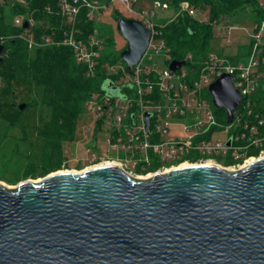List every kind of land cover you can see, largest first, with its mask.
Listing matches in <instances>:
<instances>
[{"label":"water","instance_id":"obj_1","mask_svg":"<svg viewBox=\"0 0 264 264\" xmlns=\"http://www.w3.org/2000/svg\"><path fill=\"white\" fill-rule=\"evenodd\" d=\"M115 20L132 75L149 29L133 17ZM100 89L125 98L111 79ZM208 91L231 122L240 103L232 76L222 73ZM0 264H264V155L235 170L195 163L139 178L100 164L56 169L13 188L0 182Z\"/></svg>","mask_w":264,"mask_h":264},{"label":"built area","instance_id":"obj_2","mask_svg":"<svg viewBox=\"0 0 264 264\" xmlns=\"http://www.w3.org/2000/svg\"><path fill=\"white\" fill-rule=\"evenodd\" d=\"M254 1L255 9L249 8L256 17L249 33L250 47L246 56L232 59L233 55L209 51L198 73L194 70L187 72L183 65L176 70L168 67L171 60L169 47L162 36L163 23L154 20L156 9L167 8L168 1H154L152 6L141 7L137 6V0H56V13L62 18L59 30L53 28L48 19H41L40 23L46 30L35 37L33 27L36 20L31 11H26L13 15L12 25L21 27L22 31L12 36L23 39L29 48L68 47L75 61L84 69V74L92 77L100 64L105 35L97 28L81 35L77 27L79 13L84 9L87 18L96 20L99 12L119 3L149 29V38L145 52L134 65L133 74L124 73L125 78L114 82H130L134 89L133 97L122 99L93 93L85 102L86 110L96 119L92 130L89 128L90 132L96 133L103 128L106 133L107 148L101 156L103 162L116 158L121 162H116L121 168L134 164L144 168L154 163L158 166L156 172H162L182 163L212 160L219 164L216 157L223 156L231 160L232 167H236L246 159L242 157L244 150L264 145V100L260 99V91L264 89V0ZM0 2L10 7L18 3L27 4V0ZM44 9L52 12L49 5ZM181 10L196 16L197 9L187 2L180 3L179 12ZM24 22H27L26 27H23ZM231 28L232 25H226V30ZM8 37L0 35L3 48ZM158 56H161L160 63L165 65L163 68L155 62ZM103 67L107 71L109 64ZM122 69L124 71V67ZM195 73L197 76L188 81ZM222 73L232 76L233 85L240 94V103L232 111L231 122H227L224 108V123L212 110V99L205 97L211 98L208 85ZM155 90L159 94L157 100L151 99ZM145 111L151 113L148 128L145 127ZM172 127L175 131L171 133ZM221 130L226 132V138L214 137ZM229 139L230 144L227 145ZM109 151H122L129 157L122 160Z\"/></svg>","mask_w":264,"mask_h":264},{"label":"trees","instance_id":"obj_3","mask_svg":"<svg viewBox=\"0 0 264 264\" xmlns=\"http://www.w3.org/2000/svg\"><path fill=\"white\" fill-rule=\"evenodd\" d=\"M167 1L178 10L180 3L184 1L196 9H206L209 14L210 20L205 23L181 10L173 19L163 22L162 36L169 47L170 60H184L189 73L192 70L198 73L204 65L210 51L208 46L212 39L211 28L214 21L223 16L231 17L243 7L255 9L254 0ZM46 5L51 7L52 12L44 9ZM26 11H31L36 20L33 27L35 37L46 30L40 23L41 19H48L52 27L58 30L61 25L62 18L56 13V0H27L26 5L18 3L11 7L0 2V35L9 36L0 52V80L4 84L0 92L10 96L17 93L26 103L24 108L31 103L47 111L48 118L39 127L36 136L43 143L41 162L45 172H49L56 170L59 165L62 143L73 139L77 119L84 110L86 100L95 92L105 94L100 89L104 79H111L114 83L125 72L121 69L115 74H108L103 67L105 64H112L115 56H118L110 46L112 42L108 35L105 36L104 46L107 45L109 49L102 53L100 64L92 77L84 74V69L75 61L68 47L49 45L29 48L23 39L12 36L22 31L21 27L12 25L13 15ZM118 15L121 14L117 13ZM77 27L81 30V35L97 28L95 20L87 18L84 9L79 13ZM196 76V73L190 75L188 81ZM114 85L121 86L120 91L125 97H133L134 89L130 82ZM260 94V99L264 100V89ZM151 99H159L156 90ZM224 112L223 107L216 110L217 119L222 123L225 122ZM27 169L28 166H25V170Z\"/></svg>","mask_w":264,"mask_h":264},{"label":"rangeland","instance_id":"obj_4","mask_svg":"<svg viewBox=\"0 0 264 264\" xmlns=\"http://www.w3.org/2000/svg\"><path fill=\"white\" fill-rule=\"evenodd\" d=\"M100 1L104 2L105 0ZM154 1L163 3L167 0H137V6L149 7L152 6ZM116 12L124 17L136 18L133 12L126 10L119 3H114L96 15L95 23L103 35L110 36L112 42L110 46L119 56V51L125 46L126 40L116 28ZM155 12L154 20L158 23L169 21L179 14V10L171 3L168 4L167 8H157ZM255 17L256 15L251 13L249 7H243L231 17L218 18L212 24V39L209 42L208 49L223 53V55H233L231 56L232 59H237V57L243 59L250 47L249 33L253 28ZM9 18L8 15L7 19ZM195 19L205 23L209 22L208 11L197 9ZM227 24L232 25V28L226 30ZM107 49H109L107 45L104 46V49L101 50L102 53L107 52ZM118 56L116 55L115 61L107 67L108 74H115L125 66V62ZM155 59L158 67L163 68L165 66L160 63L161 56ZM183 67L186 69L185 65ZM122 78H125V75L120 76L118 80ZM3 87L4 84L0 80V90ZM205 97L211 100L210 96L205 95ZM22 102L23 100L17 93L10 96L9 94L6 95L5 92H0V182L11 188L15 187L20 181L25 179L36 181V179L48 173L45 172L44 164L41 162L43 143L36 136L39 127L48 118L47 111L31 103L20 110L17 105ZM211 108L216 113L217 108L213 105H211ZM94 121H96L95 117L84 106V110L78 116L73 139L62 143V157L57 169L81 171L90 165L103 161L101 156L107 148L105 144L106 133L102 130L103 128L96 133H91L90 129L92 130L95 124ZM170 130L171 133L175 131L173 127ZM214 137L224 139L226 138V132L224 130L218 131ZM109 154L115 157L117 155L122 160L129 157L122 151H109ZM216 159L220 161L218 162L220 166L232 169L230 168L232 165L225 162L226 159L223 156H217ZM247 159H251V157ZM108 160L121 163L116 158ZM151 160L154 161V158L151 157ZM25 166H28L27 170H25ZM127 171L132 172L130 169Z\"/></svg>","mask_w":264,"mask_h":264},{"label":"flooded vegetation","instance_id":"obj_5","mask_svg":"<svg viewBox=\"0 0 264 264\" xmlns=\"http://www.w3.org/2000/svg\"><path fill=\"white\" fill-rule=\"evenodd\" d=\"M261 155H264V145H262V146H250L249 148H247V150H244L242 153L243 159L248 158V157L249 158L251 157L253 159V157L255 158V157H258ZM225 161H229L227 163H231L230 159H226ZM157 167H158L157 164L155 165L154 163L150 164L149 166L144 167V168H142L141 165H139V164H134L133 166L125 165V167H123L122 169H124L126 172L130 173L133 176H138V175H145L147 173L152 174V173L156 172ZM128 169H130L132 172L127 171ZM159 172H161V171H159Z\"/></svg>","mask_w":264,"mask_h":264},{"label":"bare ground","instance_id":"obj_6","mask_svg":"<svg viewBox=\"0 0 264 264\" xmlns=\"http://www.w3.org/2000/svg\"><path fill=\"white\" fill-rule=\"evenodd\" d=\"M249 158V157H248ZM256 158V157H255ZM255 158H251V159H245L243 162H241L238 166H236V167H230V168H232L231 170H235V169H238V168H243L244 166H246L247 164H249V163H251L252 161H254L255 160ZM202 163H205V164H216V165H219V164H217V163H214L212 160H206V161H203ZM100 164H117L115 161H110V160H108V161H102V162H100V163H95V164H93V165H90V166H88V167H86V168H84V169H87V168H90V167H93V166H95V165H100ZM186 165H189V163H182V164H180L178 167H181V166H186ZM220 166V165H219ZM151 174L150 173H147V174H145V175H138L137 177H139V178H147V177H149ZM41 178H39V179H36V181H38V180H40Z\"/></svg>","mask_w":264,"mask_h":264}]
</instances>
